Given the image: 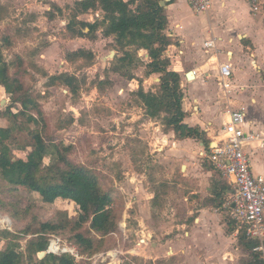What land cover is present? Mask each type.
Returning <instances> with one entry per match:
<instances>
[{
    "label": "rangeland",
    "instance_id": "obj_1",
    "mask_svg": "<svg viewBox=\"0 0 264 264\" xmlns=\"http://www.w3.org/2000/svg\"><path fill=\"white\" fill-rule=\"evenodd\" d=\"M74 1L59 0L62 14L47 5L56 12L54 24L49 23L47 11L40 9L39 16L42 17L37 19L38 27L34 26L36 30L32 31L25 28L23 30L19 26H23V20L29 15L25 13H28L31 2L23 0L14 4L5 0L3 5L7 10L0 21V42L5 36L13 41L11 47L2 50L5 59L13 61L11 72L16 70V55H23L24 68L28 70L23 76V81L31 92L39 97L44 111L46 128L42 133L45 141L70 146L68 158L75 164L91 169L99 177L103 188L114 192L116 196L113 203L116 229L103 237L88 232V236L94 238L96 244L101 239L98 249L82 252L73 243V234L69 230L48 234L47 249L50 243L55 242L60 247L76 250L75 253L77 252L79 257L75 260L78 264H109L110 258L96 256L118 247L122 228L129 237L125 249H132L143 228L138 224V218L143 219L146 230L184 236L181 222L187 214L184 201L187 196V181L181 178L179 171L181 165L187 164V158H183L184 153H187V142L180 146L175 145L170 134L172 132L165 130L161 119L144 117L142 107L131 95V81L118 74L106 72L105 69L112 67L113 57L110 51L114 50L113 42L103 40L100 32L98 41L92 42V45L88 39L80 40L81 47H88L89 50L93 48L94 53L98 55L90 66L84 65L85 59L61 64L68 52L63 45H55L48 52L41 51L53 36L60 38L64 34V38H67L62 23L73 13ZM17 29L22 31L17 32ZM140 55L144 54L140 52ZM133 71L141 75L142 67ZM63 72L77 77L79 88L76 94L72 95L64 85H46L45 74ZM155 83V80H148L143 82V86L148 89ZM182 90L185 98L183 107L187 108V82L182 85ZM10 104V97L0 90V111H4ZM0 125H6V120L0 118ZM29 142L26 132L16 134L8 141L11 155L24 158L30 149L20 150L15 148V145H27ZM188 148L197 151L198 145L192 142ZM48 161L49 158H46V162ZM150 173L155 179L154 184L149 179ZM145 184L149 188L169 187L160 208L151 214L153 217H150L148 205H136L137 199L145 200L148 195V192L143 191ZM59 212L66 213L72 219H76L80 214L79 207L70 200L56 199L49 202L38 193L23 188L8 192L0 181V231L6 229L14 233L16 241L20 244L19 250L23 251L27 241L37 236L35 232L41 222L58 218ZM88 226L85 224L83 229H88ZM5 246L6 239L0 238V249ZM47 249L44 251L47 252ZM149 249L146 247L145 252ZM41 252L37 253L35 258L40 259ZM141 252L136 251V255L133 251V254L128 255L132 260L130 264H167L162 259L153 263L149 255L144 257Z\"/></svg>",
    "mask_w": 264,
    "mask_h": 264
},
{
    "label": "trees",
    "instance_id": "obj_2",
    "mask_svg": "<svg viewBox=\"0 0 264 264\" xmlns=\"http://www.w3.org/2000/svg\"><path fill=\"white\" fill-rule=\"evenodd\" d=\"M160 1L75 0L74 10L68 18L65 30L68 37L95 39L96 32L100 30L104 37L113 38L116 54L111 60L112 67L105 69L106 72L112 71L132 79L133 69L144 66V76L157 74L159 82L155 91L145 90L142 85L131 91V95L142 107L144 117L161 119L165 130L173 132L176 139H196L208 150L209 139L206 132L184 121L186 111L182 104L184 95L181 76L169 69L170 62L164 54L172 40L165 33L168 20L164 7L159 4ZM51 6L62 14L61 8L55 4ZM96 9L103 12L100 21L97 19L87 22L76 19L78 13ZM6 10L5 5L0 3V21L4 18ZM46 14L49 19L55 17L52 9ZM12 44V39L7 36L0 42V87L11 100L10 106L0 111V118L6 120V125H0V181L8 192L23 188L38 193L49 202L56 199L70 200L79 207L80 214L76 219H72L66 213L59 212L58 218L41 222L35 232L37 236L27 241L23 251L19 250L20 244L16 241L14 233L6 229L1 230L0 238L6 239V246L0 249V264H78L68 253H46L40 259L35 258V255L47 249L48 234L64 230L72 232L71 239L82 252L98 249L101 239L96 244L94 238L88 236V232L103 237L116 229V215L113 211L116 196L114 192L103 188L99 177L91 169L75 164L68 158L70 146L45 141L42 133L46 128L44 111L39 97L34 95L23 81V76L28 73L24 68V59L17 54L16 70L11 72L13 61H7L3 55V48L11 47ZM140 50L147 52V62L139 56ZM94 58V54L86 49L68 51L65 55L69 62L85 59V66L93 64ZM45 77L47 86L64 85L72 95L78 91V80L73 74L63 72L45 74ZM141 80L139 79L140 83ZM20 132H26L30 141L27 145H15V148L20 150L30 149L24 158L12 156L8 143ZM46 158H49L48 162ZM149 179L155 183L151 173ZM153 189L152 204L159 206L166 190L160 187ZM225 189L226 187L220 184L213 189L215 196L222 199V205L226 199L223 198L226 195ZM85 224L89 225L88 229H83ZM240 233L241 240H244L247 248L252 251L255 262L263 264L258 259V254L253 251L255 240L246 238L242 231Z\"/></svg>",
    "mask_w": 264,
    "mask_h": 264
},
{
    "label": "crops",
    "instance_id": "obj_3",
    "mask_svg": "<svg viewBox=\"0 0 264 264\" xmlns=\"http://www.w3.org/2000/svg\"><path fill=\"white\" fill-rule=\"evenodd\" d=\"M4 1L0 0L2 4H5ZM8 1L16 4L23 0ZM29 1L31 3L28 13L25 11V14L29 15H26L23 20V26L19 24L23 30L24 28L25 30H36L35 27H38L36 21L42 17L39 16L40 9L48 12L52 8L47 5L52 4L61 8L59 0ZM164 9L168 20L165 33L168 37L169 34H172V37H169L172 44L166 48L164 54L169 59V69L180 74L181 86L187 82V108L183 107L186 111L184 121L190 126H198L204 130L209 139V147H211L212 142L218 141L222 136L221 127L227 119L225 110L229 102L234 108L243 107L245 109L246 129L264 133V5L254 11L249 0H211V7L207 13L196 14L191 9L188 0H169ZM52 11L56 14L53 9ZM56 17L51 19L47 17L49 23L54 24ZM102 17L103 12L96 9L78 13L76 19L94 22L97 19L100 21ZM67 22L68 20L62 23L64 25L63 32L66 31ZM85 30L87 31V29ZM16 31L20 32L22 29ZM99 32L101 33L100 30L96 32L95 39H85H88L92 45V42L98 41ZM61 36L60 38L53 36L41 51L48 52L55 45L58 47L63 45L68 51L84 49L79 45L83 37L67 36L66 38L65 36L64 38V34ZM100 37L113 42L112 37L103 35ZM210 37L216 38L217 46L221 51L218 60L229 59L232 65V91L229 101L223 96L217 80V63L208 60L209 54L203 47L204 41ZM86 50H89L88 47ZM90 51L95 58L98 57L93 48ZM140 52L144 55H140ZM138 54L144 62H147L148 54L145 50H140ZM40 56L44 55L40 54ZM64 62H67L65 57L61 64ZM137 67H142L141 75L134 71L132 79L120 75L131 81L130 85L133 88L130 91L138 89L140 85L144 88L143 82L146 83L148 80H155L156 83L153 87L144 89L155 91L159 76L152 74L155 77H151L152 75L146 77L144 76V66ZM190 71H192L193 77L188 79L185 75ZM139 79H142L141 83ZM0 90L5 94L2 87ZM183 99H185L184 96ZM170 134L175 145L180 146L187 142V153L183 155L184 160L187 158V164L181 165L179 171L181 178L187 181V196L184 197L187 214L181 222L184 236L146 230L143 219L138 218L136 219L138 224L143 227L140 233L148 231L152 235L150 249L145 252V248L148 246L144 245L141 250L142 256L149 255L153 263L162 259L167 264H257L252 251L247 248L244 240H241L240 232L242 230L236 229L227 210L220 204L222 199L220 200V197L213 193V189L218 184L224 185L226 187L224 194L226 195L223 198H228L233 190L231 180L224 177L211 165L206 157L209 149L206 150L202 142L193 138H186L187 141L186 139L180 140L175 138L173 132ZM192 142L198 145L197 151H191L188 148ZM248 153L252 173L264 177V148L248 149ZM168 189L169 187L165 189L163 198L169 191ZM143 191L148 192V195L145 200L136 198V205L140 207L148 205L150 217H153L151 214L161 205L153 206L152 204L153 188H149L145 184ZM162 202L163 200H161ZM124 231L126 232V230ZM125 234L127 235V233ZM258 259H260L259 255Z\"/></svg>",
    "mask_w": 264,
    "mask_h": 264
},
{
    "label": "built area",
    "instance_id": "obj_4",
    "mask_svg": "<svg viewBox=\"0 0 264 264\" xmlns=\"http://www.w3.org/2000/svg\"><path fill=\"white\" fill-rule=\"evenodd\" d=\"M188 1L196 14H205L210 10L211 0ZM249 3L252 9L257 11L264 5V0H249ZM169 37H172V34H169ZM203 47L209 54L208 60L217 63V80L223 96L229 101L232 91V65L229 59L218 60L221 51L215 37L206 39ZM225 112L227 119L221 127L222 136L218 141L212 142L206 157L216 170L231 180L233 192L222 206L227 210L236 229L242 230L247 238L255 240L253 251L264 263V177L252 173L248 153V149L264 148V133L245 128L246 111L243 107L234 108L228 102ZM124 230L121 229L122 235L117 248L100 253L96 257L110 258L109 264H130L132 260L128 255L133 254V251L137 255L136 251L142 250L144 245L149 247L152 235L145 231L137 237L132 249H125L129 237ZM52 243L46 253H68L75 259L79 257L77 252L75 253L76 250L60 247L55 242L56 249H52Z\"/></svg>",
    "mask_w": 264,
    "mask_h": 264
},
{
    "label": "water",
    "instance_id": "obj_5",
    "mask_svg": "<svg viewBox=\"0 0 264 264\" xmlns=\"http://www.w3.org/2000/svg\"><path fill=\"white\" fill-rule=\"evenodd\" d=\"M168 1H169V0H161V1L159 2V4H160L162 7H165V6H166V3H167ZM114 54H115V51H114V50H111V51H110V55L113 57ZM185 77L188 78V79H191V78L193 77V75H192V71L186 73ZM232 191H233V190H232ZM232 191H231V193H232ZM45 254H46V252L43 251V252H41V253L39 254V256H40V257H43Z\"/></svg>",
    "mask_w": 264,
    "mask_h": 264
},
{
    "label": "bare ground",
    "instance_id": "obj_6",
    "mask_svg": "<svg viewBox=\"0 0 264 264\" xmlns=\"http://www.w3.org/2000/svg\"><path fill=\"white\" fill-rule=\"evenodd\" d=\"M55 246H56L55 243H52V244H51V248H52V249H56Z\"/></svg>",
    "mask_w": 264,
    "mask_h": 264
}]
</instances>
